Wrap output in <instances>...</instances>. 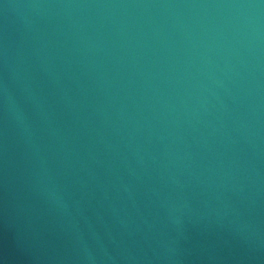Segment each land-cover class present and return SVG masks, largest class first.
<instances>
[{"label": "water", "instance_id": "obj_1", "mask_svg": "<svg viewBox=\"0 0 264 264\" xmlns=\"http://www.w3.org/2000/svg\"><path fill=\"white\" fill-rule=\"evenodd\" d=\"M0 264H264V0H0Z\"/></svg>", "mask_w": 264, "mask_h": 264}]
</instances>
